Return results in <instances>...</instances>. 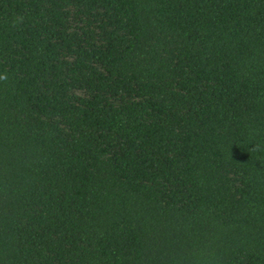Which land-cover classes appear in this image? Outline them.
Instances as JSON below:
<instances>
[{"label": "trees", "instance_id": "1", "mask_svg": "<svg viewBox=\"0 0 264 264\" xmlns=\"http://www.w3.org/2000/svg\"><path fill=\"white\" fill-rule=\"evenodd\" d=\"M0 264H264V0H0Z\"/></svg>", "mask_w": 264, "mask_h": 264}, {"label": "clouds", "instance_id": "2", "mask_svg": "<svg viewBox=\"0 0 264 264\" xmlns=\"http://www.w3.org/2000/svg\"><path fill=\"white\" fill-rule=\"evenodd\" d=\"M7 73L0 74V81H6L7 80Z\"/></svg>", "mask_w": 264, "mask_h": 264}]
</instances>
